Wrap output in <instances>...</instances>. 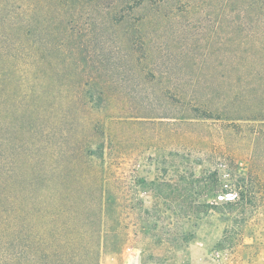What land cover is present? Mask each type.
Wrapping results in <instances>:
<instances>
[{
    "label": "rangeland",
    "instance_id": "374dc122",
    "mask_svg": "<svg viewBox=\"0 0 264 264\" xmlns=\"http://www.w3.org/2000/svg\"><path fill=\"white\" fill-rule=\"evenodd\" d=\"M136 4L0 0L1 23L17 12L30 32L0 27V71L40 73L21 88L34 93L16 102L21 110L43 89L46 103L67 113L57 124L39 122L56 126L60 145L46 148L56 150L75 209L101 214L99 264H264V0ZM3 124L0 167L13 145L3 138L20 140ZM203 176L209 189L194 192ZM242 177L255 184L254 202L234 228L212 188ZM227 228L233 244L221 248ZM55 248L69 255L43 256ZM72 249L30 246L22 262L0 264H92L72 259Z\"/></svg>",
    "mask_w": 264,
    "mask_h": 264
},
{
    "label": "trees",
    "instance_id": "16d2710c",
    "mask_svg": "<svg viewBox=\"0 0 264 264\" xmlns=\"http://www.w3.org/2000/svg\"><path fill=\"white\" fill-rule=\"evenodd\" d=\"M136 1L137 7L144 8L148 4H155L161 0ZM33 5L34 9H38L39 5ZM10 13L8 12V15ZM34 15L38 17L39 10ZM3 17L4 15L0 13V27L2 26L4 29L16 28L23 34L30 33L28 24H23L20 19H17L19 17L17 12L16 15L13 14L14 19L9 25L1 23ZM0 30L3 31L1 28ZM21 55L15 58L19 60L22 58ZM39 77V72L30 76L28 72L20 70L9 71L2 68L0 71V124L1 120H4L3 127L9 132H14L20 138L19 142L14 143L8 136L2 140L5 147L8 144L13 145L11 152L2 153L3 166L0 167V257L20 263L25 258L26 248L33 246L38 249L45 243H51L58 246H72L73 249L76 247L77 251L72 249L70 256L72 259L78 255H84L92 264H99L104 239L103 231L99 228L101 214L95 217L89 213L90 211L83 214L75 209L71 195L73 186L70 185L69 180L59 176L58 169L54 165L57 158L56 150L48 151L49 148L56 149L60 145V141L56 138V126L42 128L43 123L39 122V120L48 117L55 120V124H57L67 116V113L64 110L51 108L53 105L46 103V99L50 95L43 89H37L39 96H36L31 107L26 106L21 110L22 104L16 103L20 99L34 94L32 89V92H25L21 91V88L26 86L30 89V85H34L33 81H38ZM10 82L16 84L19 89L16 87L14 91L10 90L8 88ZM10 94L11 96H9ZM12 97L16 98L14 103H10ZM84 107L88 108L87 103ZM25 134H30L32 139L28 140V136L25 137ZM44 150L49 153L46 158L42 156ZM7 165L11 166L7 167ZM206 180V176L194 180L193 184L197 188L194 192L196 190L206 192L209 189V186L203 185ZM205 187L207 189L203 190ZM254 189V182L248 181L245 177L229 184L220 180L212 188L216 198L221 196L222 200L225 199V203H222L221 206L228 210L226 213L222 210V213L234 228L246 221L244 212L247 205L254 202L249 197ZM229 193H231L228 195L230 197L226 198ZM101 199L99 205L103 206L104 203ZM187 200L191 208L195 206L192 204L191 197H188ZM116 205L119 206L118 203ZM239 209L241 211H238ZM185 217L187 220L194 219L191 214ZM114 221L118 223V218ZM231 231L228 228L224 231L223 240L219 243L221 248L227 245L226 242L233 244L234 239ZM113 233L117 234V230L114 229ZM187 235H189L188 232H181L182 237L186 238ZM249 236L254 238V234ZM83 250H85L84 254H82ZM61 252L65 254L63 255ZM67 255L69 254L57 248L51 255L43 254L44 257L51 256L58 259ZM38 257L36 254L35 258L38 259Z\"/></svg>",
    "mask_w": 264,
    "mask_h": 264
}]
</instances>
